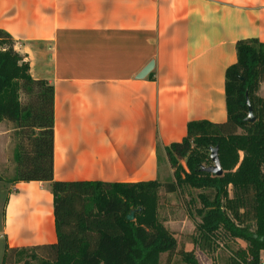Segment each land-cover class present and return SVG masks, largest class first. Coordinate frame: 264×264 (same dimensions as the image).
<instances>
[{
    "label": "crops",
    "instance_id": "crops-1",
    "mask_svg": "<svg viewBox=\"0 0 264 264\" xmlns=\"http://www.w3.org/2000/svg\"><path fill=\"white\" fill-rule=\"evenodd\" d=\"M0 29L53 86L54 180L139 182L189 121H225V71L238 40L264 43V0H0ZM3 215L4 249L57 240L49 182L10 184Z\"/></svg>",
    "mask_w": 264,
    "mask_h": 264
},
{
    "label": "trees",
    "instance_id": "trees-1",
    "mask_svg": "<svg viewBox=\"0 0 264 264\" xmlns=\"http://www.w3.org/2000/svg\"><path fill=\"white\" fill-rule=\"evenodd\" d=\"M13 44L12 36L0 29V122H10L15 137L11 182H49L57 240L6 247L2 264L12 254L23 264H160L161 255H171L177 247L157 215L161 184L54 180L53 86L30 75L28 62ZM235 47L236 62L225 71V121L187 123L181 141L165 147L174 181L164 187L168 193L183 184L202 190L196 209L201 242L209 245L223 229L247 244L235 251L230 264H263L264 99L256 91L264 81V43L246 38ZM247 98L256 117L252 123L245 121ZM211 147H218L221 176L201 170L210 160L203 148ZM180 254L188 263L199 264L191 253Z\"/></svg>",
    "mask_w": 264,
    "mask_h": 264
},
{
    "label": "rangeland",
    "instance_id": "rangeland-1",
    "mask_svg": "<svg viewBox=\"0 0 264 264\" xmlns=\"http://www.w3.org/2000/svg\"><path fill=\"white\" fill-rule=\"evenodd\" d=\"M258 91L259 87L256 91L257 96H259ZM262 98L264 99V94ZM13 133L14 131H12L9 144L4 148L0 145V174L5 179L0 181V264H2L5 253L4 236L2 235L4 205L7 197V189L12 184L11 181L14 176L13 168L15 166L13 159L15 137ZM203 150L210 157V151L206 150V148H203ZM242 154L240 152V156ZM159 157V175L157 181L161 186L158 188L157 215L159 220L173 233L177 240L175 251L171 255L167 253L162 254L160 264H190L183 259L180 251L191 253L199 264H230V259L234 257L235 251L245 248L247 246L246 242L242 239L231 237L223 229L217 232L215 240L209 245L201 242L199 231L196 228L199 222L196 209L201 206L198 195L202 190L191 187L189 184H183L178 187L176 192H166L164 185L174 181L173 169L170 166L167 156L165 158L160 153ZM180 162L187 170L185 161L181 160ZM211 164L212 161L210 159L204 165ZM229 195H232L231 187H229ZM260 254L264 264V251ZM7 264H23V262L16 261L14 254H12Z\"/></svg>",
    "mask_w": 264,
    "mask_h": 264
},
{
    "label": "water",
    "instance_id": "water-1",
    "mask_svg": "<svg viewBox=\"0 0 264 264\" xmlns=\"http://www.w3.org/2000/svg\"><path fill=\"white\" fill-rule=\"evenodd\" d=\"M154 62L151 60L146 66L137 74L138 79H142L146 77L153 69ZM246 104L248 107V114L245 118V121L247 122H254L256 120V117L253 114L252 106L249 101V99H246ZM210 159L212 161V164L209 166H202L201 170L208 172L210 174H213L215 176H221L223 174V169L219 160L218 156V147H211L210 148ZM127 219L132 221L134 219V210H132L128 215Z\"/></svg>",
    "mask_w": 264,
    "mask_h": 264
}]
</instances>
